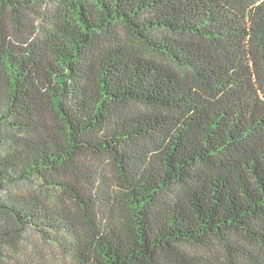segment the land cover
Listing matches in <instances>:
<instances>
[{"label":"trees","instance_id":"obj_1","mask_svg":"<svg viewBox=\"0 0 264 264\" xmlns=\"http://www.w3.org/2000/svg\"><path fill=\"white\" fill-rule=\"evenodd\" d=\"M0 264H264V0H0Z\"/></svg>","mask_w":264,"mask_h":264},{"label":"rangeland","instance_id":"obj_2","mask_svg":"<svg viewBox=\"0 0 264 264\" xmlns=\"http://www.w3.org/2000/svg\"><path fill=\"white\" fill-rule=\"evenodd\" d=\"M45 252L48 253L49 252V249H45Z\"/></svg>","mask_w":264,"mask_h":264}]
</instances>
